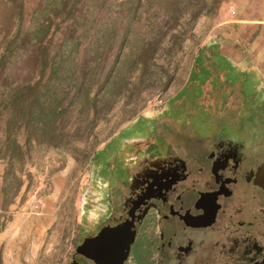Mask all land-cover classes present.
I'll return each mask as SVG.
<instances>
[{
    "label": "rangeland",
    "instance_id": "rangeland-1",
    "mask_svg": "<svg viewBox=\"0 0 264 264\" xmlns=\"http://www.w3.org/2000/svg\"><path fill=\"white\" fill-rule=\"evenodd\" d=\"M121 2L115 0L113 8L100 10L102 22L93 23L95 25L71 21L75 24V39L81 38L79 45L76 41L63 43L64 33L71 25L69 21L63 23L55 38L49 40L52 57L58 53V47L64 45V55H57L55 66L62 61L65 67L58 75L53 76L50 71L44 75L36 69L34 51L47 47L37 43L31 47L33 53L17 57L12 69L0 74V107L3 110L6 93L18 85H31L41 90L49 85L48 81L51 86H74L75 78L69 82L66 77L71 65L75 68L79 64V71L89 72L92 76L90 86L100 96L105 94L103 80L113 70V73L122 70L124 78L113 100L100 101L98 112H84L81 101L76 97L73 101L74 87H69L67 90H71V94L65 104L71 110L68 117L57 120V136H28L19 127L17 117L13 143L7 145L5 124L0 121V165L6 164L3 178L0 173V198L4 199L6 207L15 197L22 198L21 204L14 209L0 212L1 264L70 263L81 230L90 232L109 212L105 202L108 184L96 182L93 176L95 156L123 127L141 116L170 117L174 129L194 134L193 124L201 125L204 113L207 121L216 124L217 131H223L225 136H240L248 139L252 147L264 149V93L260 95L261 106L254 109L247 93L237 85L222 87L220 78L211 77L199 97L189 102L178 97L181 92L193 89L188 81L198 52L219 37L222 19L231 17L230 8L222 11L229 0L214 13L201 16L194 28L173 46L171 53H158L148 63L141 57L127 62L124 53L129 47L120 50L119 45L107 44V38H101L102 41L98 38L109 32L107 25L111 23L104 20L118 14ZM49 3V0H0V43L22 39L24 33L37 24L35 11L41 7L45 9ZM20 4H24L23 15ZM86 28L92 31L84 37ZM201 113L200 118L193 119ZM17 140L23 144V151L14 143ZM29 140L31 143H26ZM20 184L21 191L17 192ZM44 217L52 224L41 227L38 219ZM17 218L29 221L32 229L14 227ZM144 245L145 240L134 248L133 264L147 256L149 249H143Z\"/></svg>",
    "mask_w": 264,
    "mask_h": 264
},
{
    "label": "flooded vegetation",
    "instance_id": "flooded-vegetation-1",
    "mask_svg": "<svg viewBox=\"0 0 264 264\" xmlns=\"http://www.w3.org/2000/svg\"><path fill=\"white\" fill-rule=\"evenodd\" d=\"M203 115L196 134L173 128L168 144L161 137L159 162L130 183L128 199L111 198L108 183L109 212L81 230L69 264H133L143 240L149 252L137 264H264V149L212 132ZM108 152L100 173L112 180L124 168L114 146Z\"/></svg>",
    "mask_w": 264,
    "mask_h": 264
},
{
    "label": "trees",
    "instance_id": "trees-1",
    "mask_svg": "<svg viewBox=\"0 0 264 264\" xmlns=\"http://www.w3.org/2000/svg\"><path fill=\"white\" fill-rule=\"evenodd\" d=\"M50 3L45 5V9L39 8L35 11V23L24 33L20 40H7L0 43V74L12 69L17 57H24L31 54L33 43L40 46L34 51L36 58V69L41 70L45 75L49 71L53 76L58 75L61 69L65 67L64 62H60L59 66H55L57 55H64L62 44L58 48V53L51 56V41L61 30L63 23L75 21V24H89L102 22L100 18V10L111 9L115 4V0H49ZM226 0H122L119 12L113 18H107V32L99 35L101 38H107V44L111 46L119 45L121 49L129 47L125 54V60L133 62L134 58L141 57L147 63L155 58L158 53L169 54L172 48L183 36L194 28L199 18L203 15H210ZM24 4H20L23 15ZM98 12H93L94 10ZM75 24L71 23L69 31L64 33V41L81 43V38L75 39ZM112 26V27H111ZM91 28H86L84 37L91 33ZM165 48H162V47ZM72 56L70 54L68 60ZM88 56V55H87ZM84 57V62L87 60ZM103 56V55H102ZM67 71L66 77L69 82L75 78V84L62 85L57 87L48 81L47 87L41 90L39 87L31 85H18L11 89L5 95V110L0 107V121L5 125V133L7 136V145L13 143L12 134L15 120L19 117V127L23 129L28 136H57L56 130L58 122L62 117H68L71 107L66 106L65 100L71 94L69 87H74L73 101L75 97L81 101L84 106L83 111L90 113L98 112V104L100 101L113 100L115 98L116 89L123 83L122 70L115 73L113 71L108 74L104 80L105 94L100 96L90 82L92 76L89 72L82 73L79 71L80 65L76 64L75 68L71 66ZM115 68V65L112 67ZM219 66L216 67L218 69ZM210 76L203 72L202 76H194L192 78V86L197 91L196 95L180 96L185 100H193L199 97L202 88ZM231 80V78H228ZM25 85V86H24ZM76 88V91H75ZM184 95H187L186 93ZM181 100V99H180ZM64 119V118H63ZM1 125V124H0ZM31 143V140L26 143ZM18 145L20 151H23V144L19 140L14 142ZM22 185L20 184L17 192H20ZM1 264V260H0Z\"/></svg>",
    "mask_w": 264,
    "mask_h": 264
},
{
    "label": "crops",
    "instance_id": "crops-1",
    "mask_svg": "<svg viewBox=\"0 0 264 264\" xmlns=\"http://www.w3.org/2000/svg\"><path fill=\"white\" fill-rule=\"evenodd\" d=\"M229 8H234L235 15L223 18L219 37L200 49L188 84H192L194 76H202L203 72H206L210 76L208 80L211 77L220 78L222 87L237 85L244 94L247 93L248 102L256 109L261 106L260 95L264 93V0H229L222 8L223 13ZM182 94L183 92L178 97ZM170 120V117L162 119L141 116L123 127L97 152L93 176H96V182L114 186L111 198L123 201L128 199L131 196L127 191L130 183L159 162L161 137L165 144L172 140L168 136L170 131L173 132ZM210 124L212 132H216L213 130L216 124ZM212 132L210 130V133ZM111 146H114L115 152L120 153L119 162L124 168L118 177L112 180L106 174L100 173L106 169L109 162L108 150ZM124 148L127 150L126 155L121 153ZM5 168L6 164L0 165L2 178ZM21 200L22 198L17 196L6 207L4 199L0 198V212L7 213L20 205ZM38 220L41 227L48 226L46 217ZM15 221L17 222H14V227L17 229L31 228L29 221L21 218Z\"/></svg>",
    "mask_w": 264,
    "mask_h": 264
},
{
    "label": "built area",
    "instance_id": "built-area-1",
    "mask_svg": "<svg viewBox=\"0 0 264 264\" xmlns=\"http://www.w3.org/2000/svg\"><path fill=\"white\" fill-rule=\"evenodd\" d=\"M231 13H232L233 15H235L236 11L234 10V8L231 9ZM85 201H86V198H83V203H84V204H86Z\"/></svg>",
    "mask_w": 264,
    "mask_h": 264
},
{
    "label": "water",
    "instance_id": "water-1",
    "mask_svg": "<svg viewBox=\"0 0 264 264\" xmlns=\"http://www.w3.org/2000/svg\"><path fill=\"white\" fill-rule=\"evenodd\" d=\"M89 241H90V239H87V240L85 241V243L83 244V246L87 245V244L89 243ZM83 246H81V247H83ZM80 249H81V248H80ZM80 249H79V251H80Z\"/></svg>",
    "mask_w": 264,
    "mask_h": 264
}]
</instances>
